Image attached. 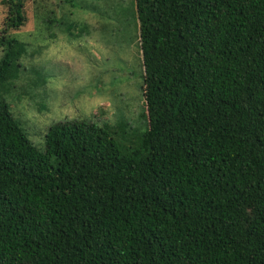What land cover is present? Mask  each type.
I'll list each match as a JSON object with an SVG mask.
<instances>
[{
    "label": "trees",
    "instance_id": "trees-1",
    "mask_svg": "<svg viewBox=\"0 0 264 264\" xmlns=\"http://www.w3.org/2000/svg\"><path fill=\"white\" fill-rule=\"evenodd\" d=\"M32 1L0 0V264H264V0H56L133 26L143 122L43 147L4 97Z\"/></svg>",
    "mask_w": 264,
    "mask_h": 264
},
{
    "label": "rangeland",
    "instance_id": "rangeland-1",
    "mask_svg": "<svg viewBox=\"0 0 264 264\" xmlns=\"http://www.w3.org/2000/svg\"><path fill=\"white\" fill-rule=\"evenodd\" d=\"M28 8L27 24L11 31L27 43V51L13 88L4 97L25 122L30 139L43 147L48 128L56 121L127 118L142 124L141 50L134 42L133 26L119 23L118 28L110 6L101 9L111 17L56 0L32 1ZM47 10H53L57 19L53 26L43 20ZM3 13L0 6V29ZM100 15L110 18L106 27L100 26L99 21H106ZM59 21L76 27L71 32ZM2 52L0 48V56Z\"/></svg>",
    "mask_w": 264,
    "mask_h": 264
}]
</instances>
